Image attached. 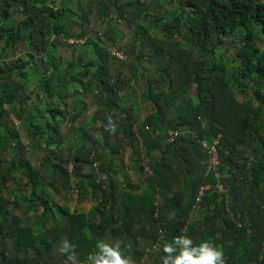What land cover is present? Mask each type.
I'll return each mask as SVG.
<instances>
[{"label": "trees", "instance_id": "obj_1", "mask_svg": "<svg viewBox=\"0 0 264 264\" xmlns=\"http://www.w3.org/2000/svg\"><path fill=\"white\" fill-rule=\"evenodd\" d=\"M153 1L0 0V264H94L100 239L160 264L185 235L224 264H264V0ZM69 192L90 211L54 201Z\"/></svg>", "mask_w": 264, "mask_h": 264}, {"label": "clouds", "instance_id": "obj_2", "mask_svg": "<svg viewBox=\"0 0 264 264\" xmlns=\"http://www.w3.org/2000/svg\"><path fill=\"white\" fill-rule=\"evenodd\" d=\"M72 248L73 245L65 241L59 251L70 254ZM95 248L96 251L87 258L94 264H133L131 257L122 252L119 243L109 246L100 239L96 241ZM161 251L160 264H224L222 251L210 240L197 244L186 235L164 241Z\"/></svg>", "mask_w": 264, "mask_h": 264}, {"label": "rangeland", "instance_id": "obj_3", "mask_svg": "<svg viewBox=\"0 0 264 264\" xmlns=\"http://www.w3.org/2000/svg\"><path fill=\"white\" fill-rule=\"evenodd\" d=\"M145 1V0H144ZM147 1V0H146ZM150 2L151 1H153V0H149ZM163 0H159V2H162ZM155 2L153 1V5L155 6V4H154ZM18 19V17L17 16H15L14 18H12V20H10L8 23H7V25H9V26H12V25H14V23L16 22V20ZM122 26H123V24H122ZM90 28H91V32H90V34H92L93 32H96V31H98V29H101L102 30V28H98V26H96L95 25V23H93V22H91V26H90ZM123 31H124V34H125V39H124V42L122 43L123 44V48L126 46H128V41H130V33L131 32H129V33H127L126 32V28L123 26ZM237 38H238V36L237 35H235V36H233V37H231V39H235L236 41H237ZM231 39H228V45H226L225 47H223L222 48V53L223 54H225V56H227L228 58H231V56L233 55V49H231V46H230V40ZM97 41V40H96ZM99 42V43H98ZM97 42V44H100V41H98ZM108 43H102V44H100L101 45V47H103V48H109V47H111V46H108L107 45ZM121 44V45H122ZM25 51V49H24V47L22 46V43H19V44H17L16 46H15V48L14 49H11V50H7V52H6V56H5V59L6 60H8V59H11V58H14V57H16V56H18V55H20V54H22L23 52ZM67 51H69L68 49H63L62 51H61V54H63V55H65V52H67ZM116 53L114 54V56L115 57H117L118 58V60L119 59H123L124 58V56L121 54V52L120 51H115ZM88 57H90V55L87 53V54H85V60H88ZM117 59H116V61H118ZM117 67H118V65H117V63H115V65H114V68L117 70ZM132 84H131V89H127V91H128V95L130 96V98L132 99V97H134V98H136V100L137 101H139V97H140V95H141V93L143 92V85H142V82L140 81V82H131ZM32 87V86H31ZM31 87H30V89H31ZM74 94H75V92H73ZM31 96V99L32 100H34L35 99V96L32 94V95H30ZM80 97V96H79ZM86 100V101H88L89 99H91V96L90 95H85V94H83V95H81V100ZM90 107L89 108H91L90 109V111L93 109V104H90L89 105ZM37 108L39 109V110H42V104L40 103V102H37ZM140 110H141V115L143 116V115H145L146 113H147V109L146 108H144L143 106H140ZM42 118L43 119H46L47 118V115L45 114V113H43V116H42ZM10 119H12V117H11V115H7L5 118H3V121H6V122H9V120ZM11 124L12 125H15L16 127H17V122H16V120L14 119V120H11ZM69 123H66V124H64L63 126H62V128H61V130H60V132H62V134H65L66 136L67 135H69V136H71V134L73 133L72 132V129H70V126L68 125ZM78 125V124H77ZM97 136V135H96ZM95 136V137H96ZM21 144H22V146L24 147V148H28V142H29V138L28 137H26L25 135H24V133L22 134L21 133ZM202 144H205V142L204 143H202ZM205 146H206V144H205ZM96 147V150H98L99 152H103L104 153V151H102L101 150V148H100V146L99 145H96L95 146ZM27 152V156H28V158L30 159V161L32 162V164H34V165H36L37 164V162H36V160H35V157H36V154L34 155L33 153V151L31 152L29 149L26 151ZM108 155V157L110 156V157H112L113 155H109V154H107ZM4 156V158L6 159V160H8L9 159V157H7L6 156V153L3 155ZM122 159H123V162L125 163V164H127V162H128V160H129V152L126 150L125 151V153L123 154V156H122ZM79 170H83V171H85V170H87L86 169V167H80L79 168ZM88 171V170H87ZM17 181H18V184L20 185V184H22L23 183V179L21 180V178H18L17 179ZM85 185V184H84ZM14 186V185H13ZM87 187V186H86ZM69 194V196H66V197H64L63 199H61L60 197H59V195L58 194H56V195H54L53 196V199H54V201L55 202H59V203H63V204H65L68 208H69V210L71 211V210H73V208L75 207V206H77L78 208H79V210L80 211H84V212H88V211H90V209H91V207L94 205V201H93V199L89 196V193L88 194H86L85 195V199L80 203V204H78L77 203V200H76V193H73V192H69V193H66L65 195H68ZM24 219V218H23ZM201 219V215L199 214V213H197V212H195V213H193V215H192V217H191V219H190V221H198V220H200Z\"/></svg>", "mask_w": 264, "mask_h": 264}, {"label": "built area", "instance_id": "obj_4", "mask_svg": "<svg viewBox=\"0 0 264 264\" xmlns=\"http://www.w3.org/2000/svg\"><path fill=\"white\" fill-rule=\"evenodd\" d=\"M76 41L77 42H82L78 38V39H71V40L68 41V43H74ZM171 135H172V133H171ZM202 143H204V142H202ZM215 144H216V141L211 146H209V153L211 154V156H210V164L212 166H215L216 163H217V159H216L217 158V154H216V151H215ZM202 145L205 147V144H202ZM215 188L217 189V191H220V187L219 186H216Z\"/></svg>", "mask_w": 264, "mask_h": 264}]
</instances>
